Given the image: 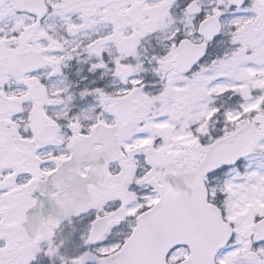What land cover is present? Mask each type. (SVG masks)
I'll list each match as a JSON object with an SVG mask.
<instances>
[{
	"label": "snow or ice",
	"instance_id": "snow-or-ice-1",
	"mask_svg": "<svg viewBox=\"0 0 264 264\" xmlns=\"http://www.w3.org/2000/svg\"><path fill=\"white\" fill-rule=\"evenodd\" d=\"M0 264H264V0H0Z\"/></svg>",
	"mask_w": 264,
	"mask_h": 264
}]
</instances>
